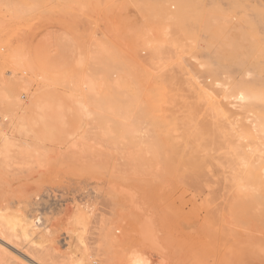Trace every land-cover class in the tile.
Returning a JSON list of instances; mask_svg holds the SVG:
<instances>
[{"label":"bare ground","instance_id":"6f19581e","mask_svg":"<svg viewBox=\"0 0 264 264\" xmlns=\"http://www.w3.org/2000/svg\"><path fill=\"white\" fill-rule=\"evenodd\" d=\"M24 1L32 4L31 0L29 1L24 0ZM37 1L38 0H35V3ZM58 1L59 2H56L55 0V3L60 4V0ZM78 1L79 3L78 2L76 3L77 6L82 8V4L85 3L86 0H83L82 4L80 0ZM91 1H93V7H95L94 5L95 0H91ZM91 1L87 0L89 4ZM98 1L99 3L102 2L101 3L102 5L106 4L104 3L105 0H97L96 5ZM22 2L23 1H20L18 3L16 2V4H20L21 6L24 5L25 7L27 3L22 4ZM49 2H52V0L51 1L48 0L47 3ZM62 2L64 3V0ZM71 2L72 0H66L64 4L62 3V5L64 6L65 4L69 3V6L67 7L64 6L65 8L69 9L71 6L70 4ZM124 2L126 3V0H124ZM145 2H148L146 3L145 6L150 4L152 5L153 11L151 10L152 14L149 17L152 20L151 24L147 28H144L143 29L144 31H142L140 34L139 32L136 33L139 34L137 40H138V45L141 48L140 49L141 52L148 53L152 56V58L160 62L163 61L164 63H166L165 61L171 59L172 57L175 58L177 51H181L180 53L183 52L185 54L187 51L186 49L189 50L188 51L189 53L191 52L188 55H193L196 54L197 52H200L198 53L200 56L201 55L207 56L209 60H207L206 58V62L202 66L205 69L206 68L209 69H207V72H205L206 70L203 71L205 72L202 75L203 78L205 77L204 79H206L207 81L209 80L208 83L209 85L218 84L219 86H221V88L225 86L226 88L228 87L226 91H229L230 94H226L224 98L230 99L231 101L232 99L234 100L233 103H230L229 101L228 104L230 105L235 104L234 106H237L236 104L240 106L241 104L242 107H240V109L244 107H246L247 109L244 112L246 113V115H248V117L245 118L246 119H249L250 117L252 118L251 120H248V122L251 121V128L249 127L247 128L249 131L243 130L242 131L243 134L239 135L242 140H240L239 142L240 149L239 148L238 150L236 149L237 150L236 154H238L239 151L240 156L238 155L236 157L234 155L236 157V160L235 162L233 161L232 163V165H234V163L238 164L239 167L245 170V174L242 177L239 176L240 178L238 181H237L238 178L236 179L235 177L237 181V183L235 182V185L237 187L233 189L236 190L235 191L236 197L233 198L234 202L233 201L231 202V205L229 207V212L227 213L228 219L226 223L228 224L229 227H231L229 229L232 231L233 228L232 226L236 225L237 222L236 219L239 210L238 207L239 202L237 201V194L240 195L239 198L242 197L241 196L242 194H245L246 197H248L246 198L243 196L245 198V201H252L250 200L253 197L251 196V191H253V187H254L253 183L254 182L256 183V180H258L257 173L260 172L261 176L264 177V156L261 157V159L259 158L260 161L253 162V163H258L256 166H254L252 161L255 159L249 161L251 159V156L248 157L246 156L247 155L246 153L242 152V150L245 151L243 147H246V145H242L244 143L243 140L248 141L249 144L247 146H249L250 149H253V147L255 149L256 148L255 144H257V139H255L254 136L255 135L260 136L258 140H260L261 137L264 139V80H260L262 78V74L260 73V68H259L260 65L264 66V0H143V3ZM125 3L123 4L122 11L126 9ZM133 3L134 2H132V4L130 5H133ZM1 4L2 2H0V6ZM87 4L85 8L89 9L91 5L87 7L89 5ZM4 5H2V7ZM12 5H14V3H12ZM51 6L52 5H50V8ZM72 6H75L73 5V2H72ZM110 6H114V5H110ZM15 9L18 10L19 8L15 5V7H13V11H15ZM33 9L35 10V8ZM43 9L45 8L43 7ZM56 9L57 8H55V10ZM10 10L11 9L8 7L7 12ZM57 10H59V8ZM63 10L64 12H67L65 9ZM78 10L79 9L77 8V11L75 12H78ZM22 11L20 13H22ZM36 11L38 10L36 9ZM147 11H149V9ZM11 12L12 10L10 11V13ZM59 12H61V14L64 13L61 10ZM83 12H85V10H83ZM17 13L19 12L18 11L16 13L14 12L13 16H16ZM37 13L38 12H36V16L38 15ZM46 13L47 11L45 12L44 15H46ZM1 14L4 15L5 12H1ZM91 14L92 13L89 14L86 13L85 16L87 17ZM108 17L110 18L111 21V17L110 16ZM124 17L128 18L127 16ZM124 17L121 18L124 19ZM19 18H20L19 20L18 18L16 20L19 21L20 23L21 17L19 16ZM22 18L24 19V17ZM80 18H81V13H80ZM85 18L83 19L85 20ZM45 19L47 22L50 21L46 17L44 18V20ZM6 20L8 21V19ZM6 20L5 22H7ZM56 20L60 21L59 19ZM61 21L65 22L63 20ZM119 21L122 20L119 19L118 23H120ZM3 23L4 22H2V25L0 24L1 25L0 28L3 27ZM147 23L149 24V22ZM5 25H7V28H9L8 27L9 24H5ZM80 25H82V23H80ZM86 25L87 23H85V26ZM92 25L95 26L94 24H91V26ZM109 25H111V28L113 29L112 27L113 24H109ZM88 26L90 25L88 24ZM77 27L78 26H76V28ZM63 28L64 29L67 28L66 25L64 26L63 24ZM114 28H116V26H114ZM78 29H80V26L78 27ZM126 30L128 31L129 28H127ZM4 31L6 32V30ZM131 31L129 33H131ZM2 32L3 31H1V33ZM79 32H81V30H79ZM133 34H135V32ZM133 38H127V39L131 40ZM81 39H83V37ZM93 39L92 40L95 41V38ZM2 42L0 43V178L4 185L3 196L5 197V199L3 202L0 203V243L1 245L2 243L3 245L6 244L7 247H9L10 249H14V251L18 249L23 251V255L21 254V256H25V258L23 257L24 260H22L23 258H20L18 256L19 259L24 261V263L21 260L20 262L18 261L19 259L14 255L15 253L13 254L12 252H10L18 259L16 260V258L12 257V255L9 254L8 251L10 249L6 251L9 255H11L8 256V254H6L5 251L3 252L1 250L3 245L2 246L0 245L1 247L0 264H210L208 255H211L212 257V254L209 253V251H206L208 253L203 252L202 251L203 248L199 249V247H201L202 239L200 240L201 243H199L200 246L197 245V247L199 246L198 248L194 244L189 245L186 242V245L188 244V247L190 246L192 248L193 245L194 247L193 250L190 248H188V250L185 249L187 248V246L184 243L178 242L179 240L176 239L178 236L176 235L177 237L172 238L173 234H170L169 232H165L164 230H162V228L158 227L159 225L155 220L156 217L154 216L155 218H153L152 215L149 216L145 214L146 212L143 213L144 211L143 207L141 208L142 211L141 209L140 210L137 209L138 212H136L137 211L136 209H133V211L136 212L137 214L136 213L132 214L134 215L132 216L133 217L132 219L127 217L130 219L129 221L125 220L122 217V208L124 207V205L127 204L128 207V205L130 204V206L133 207V205L136 203L135 200L134 203L133 199H131L132 197L134 198V196H132L133 195L132 193H131L132 194L131 198L129 197L130 195L128 196L127 192L129 190L127 189H130L129 186L128 188L124 189V191L127 192L123 194L122 193L123 188L120 182L108 181V183L106 182V185L103 186V184L100 183L101 181L95 180L96 177L92 175L95 173H99V175L102 176V174L100 173L102 171L104 172V170L106 169L105 164H103V160L100 159L101 157L100 153L98 156L92 155V157L90 156L85 157L78 152L77 148H74V145L65 148V151L59 153L53 152L52 148L49 146H51L54 140L56 139L55 134L58 130L61 129V127L64 125V122L59 121L55 127L53 126L51 129L45 130L43 134H40L39 131L44 123L46 112L44 106L38 103L36 96L34 94L35 92L32 93L34 80L39 78V80L46 82L48 81L47 77L49 74L47 75V77H45L42 74V72L36 69L28 52V48L27 49L25 48L26 46L25 47L21 46L18 48L8 47L7 50H4L2 46ZM107 42L109 43L110 40ZM97 44H99V46H97L98 49H96L95 51L96 56H99V54L101 55L102 52H104L103 50L107 52V49L104 48L105 45L104 43L101 42ZM100 44H102V47L100 46ZM128 44L130 45V43ZM112 45L113 44L111 43L109 44L110 49L111 47H113ZM87 46L85 45V47ZM216 46L218 47L223 46L234 49L236 62L233 69L232 67H228L227 69V67L224 66L225 60H223L217 53H214V49ZM113 48H115V46ZM106 54L107 53H105V55ZM91 56L89 57L88 61L90 60L92 62L91 63L88 62L87 64L88 68L85 67V70H87L88 72L87 74H81V75L71 74L70 76H68L67 79L65 78V80L67 81L68 84H70L73 93H76L77 96L79 98H82L83 100L81 102V100L78 98L80 100L79 105H81L80 110L82 111V115H81L82 118H84L85 116L86 118L87 116H91V117L95 116L96 117L95 124H98V127H103L106 130L105 133L102 134L105 135V137L103 136L104 139H106L107 137L111 138V136L116 134L119 136V137L117 136L119 140L121 139L126 140L125 143L130 144L128 140L134 139L138 135V131H139L138 130L139 121H137V119L131 118L128 115L129 112H131L132 110L134 111L133 108L134 106L132 104L135 100V95L138 94L140 90L143 89V91L145 90L146 92H148V94H150V97H153L152 93L150 92H152V90L154 89H150L151 87H149L148 89L150 90L148 91L147 88L145 89L141 87L143 81L140 80L138 82L137 77L134 78L136 79V81L134 82L133 71H136V69L134 70L130 69L129 71V68L126 67V69L131 73L128 74V73H124V71L121 72L127 74L128 75L127 77H132V79H129L130 82L129 81L127 82V80H125L126 78L124 79L122 78V80L120 78H117L118 77L117 72L119 73L121 69L122 70L125 69L124 68L125 65L122 64L123 59H119L121 63L117 64L118 66V71H117V69H115V67L117 66L112 67V65H114L115 63L112 62L109 65L106 62H104V60L105 61L108 60L105 58L100 63L101 64L100 69L96 68L93 62L96 60L95 56L93 54H91ZM193 57L194 56H191V58ZM158 61L157 62L154 61V62L158 63ZM148 63H152V62H148ZM169 63L171 64L173 62L170 61ZM176 63L178 66L179 63L178 62ZM82 64L84 65L82 60L79 59L75 64L76 66L74 65L72 67L75 69L79 67L82 68L81 67ZM135 64L136 66H138L137 63ZM206 64H208V66H206ZM121 65L122 66L124 65V67H121ZM126 66H128V64ZM174 66L175 64L173 65V67ZM179 66L181 65L179 64ZM159 67H162L161 64L159 65ZM230 69L232 70L230 71ZM138 70H142V72L144 73L143 69H137V71ZM169 71L171 70H168L167 72ZM232 73H236L237 77H240V79L239 80L236 79L237 81H232V78H230L231 77L230 74ZM135 75H137V73ZM224 75L226 76V82L221 84V79L222 76ZM66 76L67 74H65V77ZM149 76L150 75H147L148 78ZM172 76H171V80L174 81L175 78H172ZM56 77L57 75L55 76V79L56 81H58ZM147 77L146 79L149 80ZM155 77H158V79ZM154 78H153L154 87L152 88H155V90L160 89V84H159V88H156L155 86L156 81L159 80V76H154ZM169 78L170 77H168L167 79ZM165 79L162 78L161 80H165ZM161 80L159 81L161 82ZM234 82L239 84V86L236 85L237 87H235L233 84L236 83ZM163 83L164 82H162V84ZM166 83L167 85L172 84V83L169 84L168 81ZM173 83L175 85V82ZM50 84H53V82ZM165 88L166 87L161 89V91L165 90ZM192 90H195L196 92L197 90L201 91L200 88L198 89L193 88ZM193 94H195V92H193ZM196 94L198 95V92ZM202 94H204V92ZM204 96L203 97L201 96L200 101H205V99H203ZM207 97L206 99L208 98L210 99V97L208 98ZM157 98H160V96H158ZM166 98L167 97H165V100ZM145 99L147 100V97ZM157 103H160V101H156V106H153L154 105L153 104L152 105L153 107L149 106L148 108L151 109L153 112L154 108L156 107L155 109L159 113L160 108L159 109L157 108L159 106L157 105ZM161 103H163V101ZM197 104L198 103L196 102V105ZM210 104L211 106L209 110L213 113L212 115H215V117L213 116L214 118H217V116L221 112L223 114V111H225L224 109H221L220 105L219 104L217 105V103L215 102L213 103L210 102ZM147 105H151V103ZM170 105H172V102ZM140 108L143 109V106L141 107L140 105ZM145 110L146 111H144V113L147 112L148 114L147 108ZM193 110L194 109H191L190 112L192 113ZM198 112L199 111L197 109V113ZM225 113H227V111H225ZM153 114L156 117L157 113L153 112ZM193 116H191L190 118H197ZM197 116H199V113L197 114ZM173 117L171 118L174 119L175 121V117L174 118ZM221 117L222 115H219V119H218L219 121L221 120ZM145 118L147 119V116ZM227 118L228 116L226 115V120ZM91 119L92 118L89 117L87 120H91ZM183 119L180 120L178 119V121L176 120L177 122L174 123H172L170 120L169 125H167L169 126V130H171L173 133L176 132L175 134H177L178 131L172 129V127L179 128L177 125L178 124L180 125L179 122L180 121L182 122ZM160 120L162 119L160 118ZM224 120L225 118H223V120L219 123H216V121H214L215 122L214 125L216 126L212 127L211 124L212 131L210 132V134L206 133L207 137L208 139L211 140H212V136L216 137V140H219L221 138L222 140L221 139L220 140L224 142L223 145L224 146L226 145V148L227 146L229 147V145H227V143H229L231 145V147L229 148L234 149L236 148V146H233L231 142L237 141L236 138L232 139L234 137L233 134H236L235 133L236 129L232 130L230 128L233 131L231 132L232 134L230 135L229 130L226 129L228 125L225 127ZM91 121L94 122V120ZM193 121H189L190 125L191 122ZM144 122L145 121H143V123ZM156 122L154 121V125L151 127H150L151 123H149L150 130L148 131V133L145 132L146 137H151L152 134L154 133L153 131L156 130V129L151 130V128L157 126V124L155 125ZM166 122L168 123V119L166 120ZM143 123L141 124L142 126ZM175 123H177L176 126ZM184 125L188 126L187 123ZM167 126L166 125L164 127L161 126L160 130L158 128L159 132L162 130V128L165 129V127ZM192 126H194V124H192L191 127ZM211 127L209 126V129H211ZM233 127L235 126L233 125ZM182 129L184 131H187V129L183 127ZM101 130L103 131L102 128ZM223 130H225V132H223ZM198 131L200 132L199 136L203 137L202 141L204 140L207 142V137L206 136L204 137V132L201 131L200 129ZM139 132L141 134V132H144V129L143 131L142 129H140ZM149 132H151L150 135ZM165 132L166 131L164 130L163 133L165 134ZM201 132L203 133L201 134ZM155 133H157V130L155 131ZM192 134H189V136H191ZM195 134H196L195 137H197V133ZM209 135L211 136L209 137ZM223 135L225 136L223 137ZM156 137L160 138L159 136L155 135L154 138L156 139ZM226 137L227 139L226 141H224ZM99 139L102 140V137H99ZM111 139H115V138L112 137ZM146 139L147 138H145V140ZM149 139L148 141H151ZM254 139H255V143H253ZM139 140L141 142V139ZM157 140H154V142ZM211 140H209L208 144L211 143L210 142ZM228 140H230V142H228ZM116 141H118V139ZM142 141H144V137ZM241 141H243V143H241ZM140 142L138 144H140ZM115 143L117 144V142ZM115 143L113 144V146L115 145ZM250 144L254 146H250ZM140 145L143 146L145 144L141 143ZM203 145L207 147L206 149H208V145L205 144ZM87 146L88 144H86L84 151L87 149H93V152L95 153L94 147H91L90 145V148L89 146L87 148ZM120 147H123V145H120ZM154 147L155 146H153V148ZM214 147L215 149H217L218 143L217 146L215 145L212 146L213 149ZM261 147H263V145ZM212 148L210 146V149ZM257 148L260 149L259 146ZM146 149L148 148L145 147V150ZM170 149H172V147ZM220 149L222 150V148ZM248 150H246V152H248ZM258 151L260 153V150ZM211 152H214V150ZM240 152H242V154ZM87 153L88 152H86V154ZM204 153L206 154V151H204ZM232 154H235V150L234 153ZM243 154H245L244 156L245 158H242ZM262 155H264V151ZM238 157L240 158V160ZM125 159L126 161L129 160L127 158ZM120 160L118 163L117 162L116 163L119 164V166L121 167L122 160H121V164H120ZM126 163L124 165H126ZM117 164H114L115 165L114 167L117 168L118 167ZM229 168L230 167H228V169ZM119 169L117 168L115 170H119ZM233 169L234 168H232L231 170ZM241 170H239V173L237 174H241L240 173ZM113 173H115V171ZM103 174H105V172ZM87 175H91V177L84 180V176ZM59 176L62 179H59L58 178ZM118 176H120V178L116 179L115 177L116 180L122 178L121 174H119ZM81 177H83L82 179L84 181L80 180ZM110 178H112L111 175ZM58 179L61 182H58L57 184L55 180ZM90 179L92 180L94 179L95 182L90 181ZM122 179L125 180V177ZM141 181L143 182V180ZM125 185H127V183ZM254 188L256 189V191L260 189V188L257 189L256 187ZM159 189H161V187ZM230 191L232 193V190ZM252 193H255V190ZM122 194L125 195V197L127 196L128 198H123ZM136 199L140 200L138 197ZM131 202L133 203V205H131ZM208 203H211V206H214L212 205V202L209 200ZM99 206H101L102 208H100ZM106 210H110L111 211L109 212L110 214L106 215ZM217 210L212 212L216 213ZM129 213L130 211H128L127 214L129 215ZM207 214L206 215L202 214L204 216V217L202 216L203 217L202 222H204V226H209L210 224H213L207 221V217H206L208 216ZM199 215L201 214L199 213ZM209 215H211V213H209ZM217 215L220 216L218 217L220 223L221 222L224 223L222 221L224 218H221V214H217ZM208 219L210 220V218ZM241 220L240 222L242 224ZM182 221L184 222V219ZM206 221L207 223H205ZM215 228L216 227H214V230ZM221 229L223 230V228ZM60 236H63L62 239H60ZM210 237H212V235H210ZM173 242H176L177 247ZM177 243L178 244L181 243L185 245L183 246L184 249L178 247L180 246V244L178 245ZM203 243L205 242L203 241ZM208 247L210 248V246ZM194 248H197L199 250L197 249L194 250ZM17 254L19 255V253ZM202 256L204 257L208 256V257L201 258Z\"/></svg>","mask_w":264,"mask_h":264},{"label":"rangeland","instance_id":"374dc122","mask_svg":"<svg viewBox=\"0 0 264 264\" xmlns=\"http://www.w3.org/2000/svg\"><path fill=\"white\" fill-rule=\"evenodd\" d=\"M20 1H23L22 4L27 3L24 0H9V1L8 0L7 1L6 0H0V2H2L1 6H0V14H1V12H5L4 15L3 14L0 15V20H1L0 24L2 25V22H4L3 27L0 28V40L2 39L1 42L3 41L2 46H3L4 50H7L8 47L18 48L21 46H23V47L26 46L25 48L26 49L28 48V52L30 54V57H31L36 69H38V71L42 72V74L45 77H47V75L49 74L47 77L48 81H46V82L39 80V78L34 80L32 93L35 92L34 94L36 96L38 103L42 104L44 106L45 112H46L44 123H43V125L39 131L40 134H43V132L45 130L51 129L53 126L55 127L59 121L64 122V125L55 134L56 139L54 140L52 145L49 146L52 148L53 152L59 153V152L65 151V148H68L71 145H74V148H77L78 152L81 153V155H83L85 157H89V156L92 157V155L98 156L100 153L101 154L100 159L103 160V164H105L106 169L104 170L105 174H103L104 173L103 171L100 173V174H102V176L99 175V173L93 174L92 176L96 177L95 180L101 181L100 183H102L103 186H105L106 182L108 183V181L109 182H112V181L120 182L122 184V188H123L122 193L123 194L127 192V191H124V189L128 188V186L130 189H132V190L127 189V190H129L127 192V194H128V196L130 195L129 196L130 198L132 196H134L135 199L133 197L131 199H133V202L135 200L137 205L135 202H134L135 203L134 205L131 202V205H133V207L130 206V204L128 205V207H127V204L124 205V207L122 208V217L125 220L129 221L130 220L129 218L132 219L133 218L132 216H134L132 214H135L136 212H138V210H140L143 207V209H144L143 213L146 212L145 214H147L149 216L152 215L153 218L156 217L155 220L157 221V224L159 225L158 227L162 228V230H164L165 232H169L170 234H173L172 238H175L178 236L176 238L177 240H179L178 242L184 243L185 245L187 242L189 245L194 244L196 247H197V245L200 246L199 243L202 242L201 247H199V246L198 247H199V249L203 248L202 249L203 252L209 251V253L212 254V257H211V255H208L209 257L205 256V257H208L210 264H264V196H263L264 195V177L261 176L260 172L257 173L258 180H256V183L255 182L253 183L254 187H256L257 189H259V188L260 189L258 191H256V189L253 187V191L255 190V193H257V194L252 193L253 191H251V196H253V197L250 200H252V201H245V198H244V197H246L245 194H242L241 198H239L240 195L237 194V201L239 202V204H238L239 210H238L237 219H236L237 222H236L235 226H232L233 227L232 231L229 229L231 227H229L228 224L226 223V221L228 219L227 213L229 212V207L231 205V202L233 201V198L236 197V192H235L236 190L233 189V188L237 187L235 185V182L237 183L239 178L245 174V170L243 168L239 167L238 164H235V163H234V165H232V163H233V161L235 162L236 157L239 155V151H238V154H236V151L238 150V148L240 149L239 142H240V140H242L239 135L243 134V132H242L243 130L247 131L248 127L251 128V121L248 122V120H251L252 118L250 117L249 119H246L248 117V115H246V113L244 111L247 109H246V107L240 109V107H242L241 104H240V106L238 104H236L238 107L234 106L235 104L234 105L228 104L229 101H230V103H233V101H234L233 99L231 101L230 99L224 98V96L226 94H230L229 91H226L228 87L226 88V86H225V87L221 88V86H219L218 84L209 85L208 84L209 80L207 81L206 79H204L205 77L203 78V76H202L203 73L207 72V69H209V68L205 69L202 66L203 64H205L207 56H202V55L200 56L198 54L200 52H197L196 54H193V55H188L191 52L189 53L188 52L189 50L186 49L187 51L185 54L183 52H182L183 54L180 53L181 51H177L175 58L172 57L171 59L166 60L165 61L166 63H164L163 61L160 62V61L152 58V56L148 53L141 52V50H140L141 48L138 45L137 38H138V35L142 31H144L143 29L147 28L151 24L152 20L149 17L152 14L151 10L153 11L152 5L150 4V5L145 6L146 3H148V2L143 3V0H126V3L124 2V0H105L107 2L104 1V3H106V4H103V5L101 4L102 2L99 3V1L96 5L97 0H95L94 1L95 7H93V1H91V0H90L91 1L90 4H89V2H87V0L85 3L82 2L83 0H80L81 4L83 3L82 8L77 6L76 3L77 2L79 3L78 0H72L73 5H75V6H72V2H71L70 3L71 6L69 9L64 7V6H66V7L69 6V3L65 4L64 6L62 5L63 0H60V4L59 3L56 4L55 0H52V2H49V3H47L48 0H38L36 3H35V0L34 1L31 0L32 4H30L28 2L25 7H24V5L21 6L20 4H16V2L18 3ZM27 1H29V0H27ZM65 1L66 0H64V3H65ZM131 1L134 2L133 5H130V4H132ZM5 2L6 3L9 2V3L6 4ZM56 2H59V1L56 0ZM4 3H5V5H4ZM12 3H14V5H12ZM33 3H34V5H33ZM124 3L126 5V9L123 8L124 11H122V7H123ZM86 4L88 5L87 7H89L90 5H91V7H89V9L85 8ZM2 5H4V6L2 7ZM15 5L21 11L22 10H24V11H22V13H20L21 11L19 9L16 10L17 8L15 9V11H13V7H15ZM31 5H33V6H31ZM50 5H52L51 8H50ZM59 5L62 7V9ZM107 5H108V7H107ZM110 5H114V6H110ZM28 6H29V9H28ZM6 7L7 8L9 7L12 10V12L10 13L11 10L7 12ZM43 7L45 9H43ZM52 7H53V9H52ZM96 7H97V9H96ZM33 8H35V10ZM55 8H57V9L59 8V10H57V9L55 10ZM77 8L79 9L78 10L79 13L75 12V11H77ZM108 8H109V10H108ZM36 9L38 11H36ZM63 9H65L67 12H64ZM101 9H102V11H101ZM141 9H142V11H141ZM148 9H149V11H147ZM50 10H52V11H50ZM60 10L63 11L64 13L61 14V12H59ZM83 10H85V12H83ZM17 11L19 13H17L16 16H13L14 12L16 13ZM29 11H30V13H29ZM35 11L38 12L37 16H36ZM44 11L45 12L47 11L46 15H44L45 14ZM69 11L71 12V14ZM106 11H107V13H106ZM80 13H81V18H80ZM86 13L87 14L92 13L93 15L91 14V15L86 17L85 16ZM25 15H26V17H25ZM28 15L30 16V18ZM102 15L103 16L105 15L104 18ZM143 15H144V18H143ZM1 16H3L4 18ZM19 16L21 17L20 23H19V21L16 20L17 18H18V20L20 19ZM108 16L111 17V21H110V18ZM124 16H127L128 18H126ZM22 17H24V19ZM45 17L50 21L47 22L46 19L44 20ZM121 17H124V19ZM55 18L59 19L60 21L56 20ZM69 18L71 19V21ZM83 18H85V20ZM6 19H8V21ZM119 19L122 20V21H119L120 23H118ZM5 20L9 23L5 22ZM42 20H44V21H42ZM61 20L65 21V22H62ZM86 20H88V21H86ZM125 21H126V23H125ZM60 22H61V24H60ZM79 22L82 23V25H80ZM147 22H149V24ZM14 23H16V24H14ZM68 23H69V26H68ZM85 23H87L86 26H85ZM5 24H9L8 25L9 28H7V25H5ZM63 24H64V26L66 25L67 28L64 29ZM75 24H78V25H75ZM88 24L90 26H88ZM91 24H94L95 26L92 25L93 26L92 27ZM109 24H113V26H112L113 29L111 28V25H109ZM116 24H118L119 26ZM4 26H5V28H4ZM76 26H78V27L80 26V29H78V27L76 28ZM114 26H116V28H114ZM122 26H124V27H122ZM104 28L107 31H105ZM127 28H129L128 31L126 30ZM70 29H72V30H70ZM115 29H117V30H115ZM4 30H6V32ZM79 30H81V32H79ZM1 31H3V32L1 33ZM90 31H91V33H90ZM130 31H131V33H129ZM134 32H135V34H133ZM137 32H139V34H136ZM120 35H122V36H120ZM133 36H134V38H133ZM82 37H83V39H81ZM93 38H95V41H93L94 40ZM107 38H109V39H107ZM127 38H133V39L130 40ZM106 39H107V41L110 40V42L108 43L106 41ZM126 39H127V41H126ZM96 40H98V41H96ZM101 42L105 44L104 48L107 49V52L105 50H103V51L107 54L105 55V53L102 52L101 55L99 54V56H96L95 51H96V49H98L97 46H99V44H97V43H101ZM110 43L113 44L112 46L113 47L115 46V48L111 47V49H110V46H109ZM128 43H130V45ZM27 44H28V46H27ZM85 45L86 46L89 45V46L85 47ZM100 46L102 47V44H100ZM117 48H118V50H117ZM136 48H137V51H136ZM219 48H221V49H219ZM99 49H101V48H99ZM93 51H94V53H93ZM90 53L93 54L95 56V59H96L95 61H93L95 64L94 66L96 68H99V69L101 67L100 63L104 58L108 59L106 61L104 60V62H106L109 65L112 62L115 63L114 65H112V67L117 66V64L121 63V61L119 59H123L122 64H124L125 67H124V65L123 66L121 65V67H124L125 69H123V70L121 69V71H119V73L117 72V74H118L117 75L118 77L116 76L117 78H120L121 80H122V78L123 79L126 78L125 80H127V82H128L129 79H132V77H127L128 75L124 74V73L129 74V73H131V72H129L130 69H132V70L136 69V71H133L134 82L136 81V79H134V78L137 77L138 82L140 80H142L144 82V83L142 82L141 87H143L145 89L146 88L148 89L149 87H151L150 89H154V90H152V92H150V93H152L153 97H150V94H148V92H146L145 90L143 91V89L140 90V92L135 95V100L132 104L134 106L133 107L134 111L132 110L131 111L132 113L129 112L128 115L131 118L137 119V121H139L138 130L140 131V129H142V131H143V129H144V132H141V134H140V132L138 131V135L134 139H132V140L127 139L130 144L125 143L126 140H122V139L119 140V138H117L118 135H116V134L111 136V138L113 137L115 139H111L109 137L104 139L105 135H102V134L105 133L106 130L103 127H98V124H95L96 123V117L95 116H92V117L87 116V118L85 116L84 118H82V116H81L82 111L80 110L81 105H79V101L81 100V102H82L83 100H82V98H79L76 93H73L70 84H68L67 81L65 80V78L67 79L68 76H70L71 74L81 75V74H87L88 73L87 70H85V67L88 68V66H87L88 62H90V63L92 62L90 60L88 61L89 57L91 56ZM214 53H217L223 60H225L224 66L227 67V69H228V67H232V69H233L235 62H236V58H235L233 48L216 46L214 49ZM80 54H82V55H80ZM124 54H125V56H124ZM132 54H134V55H132ZM176 56L177 57L180 56L181 58L180 57L177 58ZM191 56H194V57L191 58ZM79 59L82 60V62L84 63V65L82 64V66H81L84 70L80 67L76 68V69L72 67L76 64L77 60H79ZM85 60H86V62H85ZM207 60H209V58H207ZM133 61L135 63H137L138 66H136V64ZM147 61L152 62V63H148ZM154 61H156V62L158 61V63H156ZM167 61H169V62L172 61L173 62V63H171L172 65ZM176 62H178L181 66H179V64L177 66ZM159 63L161 64L162 67H159V65H160ZM127 64H128V66H126ZM174 64H175V66L173 67ZM206 66H208V64H206ZM126 67L129 68V71L126 69ZM170 67H171V69H170ZM259 68H260V73L262 74V78L260 80H264V66L260 65ZM115 69H117V71H118V66L115 67ZM137 69H143L144 73L142 72V70L137 71ZM147 69H148V71H147ZM178 69L179 70L181 69V70L179 71ZM232 69H230V71ZM168 70H171V71L167 72ZM204 70H206V71L203 72ZM123 71H124V73H121ZM136 73H137V75H135ZM180 73H182V74H180ZM65 74H67L66 77H65ZM143 74H145V75H143ZM56 75H57L56 78L58 81H56V79H55ZM147 75H150L149 78L147 77ZM172 75H175V76H172ZM63 76H64V78H63ZM154 76H159V80H161L162 78L163 79L166 78L165 79L166 81L165 80H161V82L159 80L156 81L157 85L155 83V86H156V88H159V84H160V89L155 90V88H152V87H154V80H153ZM171 76H172V78H175L174 81L171 80ZM204 76H205V74H204ZM230 76H231L230 78H232V81H237L240 79V77H237L236 73H232V74H230ZM146 77L149 80H147ZM168 77H170V78L167 79ZM155 78L158 79V77H155ZM62 79H63V81H62ZM151 80H152V82H151ZM167 81L169 82V84H171V83L172 84L167 85V83H166ZM52 82H53V84H50ZM162 82H164V83L162 84ZM173 82H175V85ZM225 82H226V76L224 75V76H222L221 84H223ZM234 83H236V82H234ZM147 84H149V85H147ZM145 85L148 87H146ZM173 85H174V87H173ZM233 85L235 87L239 86V84H237V83L233 84ZM162 87L163 88L166 87L165 90L161 91V89H163ZM193 88H197V89L200 88L202 93L204 92L205 96H204V94L201 93L200 90H197V92H198V95H197L196 94L197 92L195 90H192ZM150 89H148V91ZM222 89H224V90H222ZM193 92H195V94H193ZM143 95H144V97H143ZM207 95H208V97H210V99L207 97ZM158 96H160L161 99L157 98ZM197 96H198V98H197ZM201 96L202 97L204 96L203 99H205L206 102L200 101ZM146 97H147V100L145 99ZM165 97H167L166 100H165ZM206 97L208 99H206ZM152 99H153V101H152ZM211 99H213V100H211ZM167 100H168V103H167ZM146 101H147V103H146ZM156 101H160V103H157V105H159L157 108L158 109L160 108L159 113L163 116H161L158 113V111H156V109H155L156 107L154 108V111H153V112L157 113L156 117L153 114L152 110L148 108L149 106L150 107L156 106ZM162 101H163V103H161ZM171 102H172V105H170ZM196 102L198 103L197 105H196ZM210 102L211 103L215 102V103H217V105L219 104L221 109H224L225 111H227V113H225V111H223V114H222V112L219 114V115H222L220 121L218 120L219 115L217 116V118H214L215 115H212L213 113L209 110V108L211 106ZM150 103H151V105H147ZM140 105H141V107L143 106V109L140 108ZM145 106L147 108L148 114H147V112L144 113V111H146ZM199 107H200V109H199ZM137 108H139V109H137ZM196 108L199 111L198 112L199 116H197L198 113H197ZM191 109H194L192 113L190 112ZM140 110H141V112H140ZM241 110H243V111H241ZM195 111H196V113H195ZM239 111H241V112H239ZM186 113L189 115H187ZM226 115L228 116L227 120H226ZM146 116H147L148 121L145 118ZM173 116L175 117V121H174V119L171 118ZM191 116L197 117V118H190ZM89 117L92 118L91 120H94V122L91 120H87ZM164 117H165V119L166 118L168 119V123L166 122L167 119L165 120ZM160 118L163 121L160 120ZM204 118H206V119H204ZM223 118H225V120H224L225 127L228 125L226 127V129L229 130L230 135L232 134L231 132H233L232 130L236 129V131H235L236 134H233L234 137L232 139L236 138L237 141L231 142L233 146H236V148L233 147L234 149L229 148V147H231V145L229 143H227V145H229V147L227 146V148H226V145L225 146L223 145L224 142L221 141L222 140L221 138H220L221 140L219 138H217L219 140H216V137L212 136V140H211V139H208V137H207V134L208 133L210 134V132L212 131V127L216 126V125H214L215 124L214 121H216V123H219L223 120ZM178 119L179 120L183 119V121L179 122L180 125L179 124L177 125V123H175V126L177 125L179 128H176V127L173 128L172 127V129H175L178 131L177 134H175L176 133L175 130H174L175 133H173L171 130H169V126H167V125H169L170 120L172 123H174V122H177ZM188 119H189V121L194 120L193 122H191V125L194 124V126L191 127ZM164 120H165V122H164ZM143 121H145V122L143 123ZM154 121L155 122L158 121L155 123V125L157 124L158 127L154 126L153 128H151V130L156 129L157 133H155V131H156L155 130V131H153L154 133L152 134L151 137H146L145 132L148 133V131L150 130L149 129V123H151V125H150V127H151L154 125ZM142 123H143V126L141 125ZM186 123L188 126L184 125ZM164 124L167 127H165V129L162 128V130L159 132L161 126H163V127L165 126ZM200 124H202V125H200ZM211 124H212V127H211ZM219 125H221V124H219ZM233 125L235 127H233ZM145 126H147V127H145ZM200 126L205 128V129L201 128ZM209 126L211 127V129H209ZM182 127L187 129V131H184L182 129ZM195 127H196V129H195ZM101 128L103 129V131L101 130ZM158 128H159V130H158ZM199 129L204 132V137L205 136L207 137V142L204 140H203L204 142L202 141L203 137L199 136V134H200V132L198 131ZM164 130L166 131L165 132L166 135L163 133ZM183 132H185L186 134ZM192 132L194 135L192 134ZM203 132H201V134ZM223 132H225V130H223ZM240 132H242V133H240ZM195 133H197V137H195L196 136ZM150 134H151V132H149V135ZM189 134H192V135L189 136ZM155 135L159 136L160 138L156 137V139H155L154 138ZM180 135H182V136H180ZM183 135H186V136H183ZM210 136L211 135H209V137ZM218 136H220V135H218ZM224 136L225 135H223V137ZM235 136H237V137H235ZM99 137H102V140L99 139ZM143 137H144V141H142ZM152 137H153V139H152ZM213 137H214V139H213ZM259 137L260 136H258V135L254 136V138L257 139V144H255V147H256L255 149H254V147H253V149H250V147L247 146L249 144L248 141L243 140L244 143H243V141H241V143H243L242 145H246V147H243V149H245V151L242 150V152L246 153L247 154L246 156H248V157L251 156V159L249 161H252V159H255L252 161V163L255 161L256 162L260 161L261 157L264 156V155H262L263 151H264V142H263L264 139L261 137V139H260L261 142H260V140H258ZM145 138H147V139L145 140ZM157 138H158V140H157ZM117 139H118V141H116ZM139 139H141V142ZM148 139L151 141H148ZM159 139H160V141H159ZM226 139H227V137L224 139V141H226ZM255 139H254L253 143H255ZM87 140H89V141H87ZM154 140H157V141L154 142ZM209 140H211L210 144H212V145L208 144ZM138 141L140 142V144L144 143L145 145L142 146V145L138 144L139 143ZM201 141L203 144L208 145V149H206L207 147L204 146L201 143ZM214 141H216V142H214ZM115 142H117V144ZM228 142H230V140H228ZM114 143H115V145L113 146ZM156 143H157L158 147L156 146ZM217 143H218V148L215 149V147H214V149H213L212 146L213 145L217 146ZM86 144H88L89 148H90V145H91V147H94L95 153L93 152V149H87L84 151ZM104 145H106V146H104ZM120 145H123V147H120ZM137 145H138V147H137ZM262 145H263V147H261ZM88 146H87V148H88ZM107 146H108V148H107ZM126 146L129 148H127ZM132 146H133V148H132ZM153 146H155V147L153 148ZM210 146L212 149H210ZM250 146H254V145L250 144ZM258 146L260 149L257 148ZM145 147H147L148 149L145 150ZM171 147H172V149H170ZM174 147H175V150H174ZM220 148H222V150ZM213 150H214V152H211ZM234 150H235V154H232V153H234ZM246 150H248V152H246ZM255 150H256V152H255ZM258 150H260V153ZM97 151H98V153H97ZM160 151H162V152H160ZM204 151H206L207 155L204 153ZM86 152H88V153L86 154ZM242 152H240V153L242 154ZM257 153H259V154H257ZM88 154H90V155H88ZM158 154H159V156H158ZM244 156H245V154H243L242 158H245ZM252 156H253V158H252ZM256 156H258V157H256ZM135 157H136V159H135ZM125 158H127L129 160L126 161ZM137 158H139V159H137ZM120 159L122 160L121 167L119 166V164H117ZM121 160H120V164H121ZM239 160H240V158H239ZM228 161H230V162H228ZM125 163H126V165H124ZM114 164H117L118 165L117 168L118 169L120 168V169L115 170L117 168L114 167L115 166ZM257 164L258 163H253L254 166H256ZM228 167H230V168L228 169ZM237 167H239V168H237ZM232 168H234V169L231 170ZM241 169H243V170H241ZM107 170H109V171H107ZM239 170H241V172H240L241 174H237V173H239ZM114 171H115V173H113ZM119 174L122 175V178L125 177V180H123L122 178L119 180H116L117 178H120V176H118ZM110 175L112 178H110ZM60 176L58 178L62 179L61 178L62 176L61 177ZM89 177H91V175L84 176V180L88 179ZM115 177H116V179H115ZM235 177H236V179L238 178L237 181H236ZM82 178L83 177H81L80 180L84 181ZM59 179L55 180V182L57 184H58V182H61V181H59ZM232 179H233V181H232ZM141 180H143V182ZM90 181H94V179L93 180L90 179ZM104 182H105V184H104ZM231 182H233V183H231ZM126 183H127V185H125ZM129 184H131V185H129ZM132 186H134V187H132ZM160 187H161V189H159ZM3 189H4V185H3L1 178H0V199H1L0 203L3 202L5 199V197L3 196ZM230 190H232V193ZM164 192H166V193H164ZM231 195H232V197H231ZM206 196H207V198H206ZM137 197L140 200H137L136 199ZM123 198H128V197L127 196L125 197V195H123ZM246 198H248V197H246ZM212 199H214V200H212ZM148 200H149V202H148ZM208 200L211 201L212 205H214V206H211V203H208ZM102 203H103V201H102ZM141 203L143 205H146V206H143ZM221 203H222V205H221ZM148 204H150V205H148ZM135 205H136V208H135ZM138 205H140V206H138ZM99 207L102 208L101 206H99ZM214 207H216V208H214ZM126 208H127V210H126ZM128 208H129V210H128ZM149 208H151V209H149ZM217 208H218V210H217ZM133 209H136V210L138 209V210L136 212H134ZM215 210H217L216 213L212 212ZM128 211H130L129 215L127 214ZM141 211H142V209H141ZM109 212H111V211L106 210V215L110 214ZM190 212H192V213H190ZM207 212H208V214H207ZM224 212H225V214H224ZM125 213L127 214V216ZM153 213H154V215H153ZM199 213L201 215H199ZM209 213H211V215H209ZM202 214H204V215L207 214L208 215V216H206L207 221H209L213 224H210V225L208 224L209 226H204V222H202V218L204 216ZM217 214H221V218H224L222 220L224 223H222V222L220 223V220L218 218L220 216ZM127 217H129V218H127ZM181 218H182V220L184 219V222L181 220ZM208 218H210V220ZM216 220H217V222H216ZM218 220H219V222H218ZM240 220L242 221V224H241ZM207 221L205 223H207ZM223 224H224V226H223ZM211 226H213V227H211ZM214 227H216L215 228L216 232L214 230ZM221 228H223V230ZM226 229H228V230H226ZM210 235H212V237H210ZM62 237L63 236H60V239H62ZM205 237L206 238L210 237V238L206 239ZM201 239H202V241L200 242ZM191 241L195 242V243H192ZM203 241L205 243H203ZM173 243L176 246V242H173ZM181 243H179L180 246H178V247L183 248V246H185V245H183ZM196 243H198V244H196ZM188 244L186 245L187 248H185V249L188 250V248H190L193 250L194 245L191 248L190 246L188 247ZM0 245H1V243H0ZM2 245H3V243H2ZM4 245H6V244H4ZM4 245L2 247L4 249H2L1 247L0 248L3 252L4 251L6 252L10 248L7 247V245L6 246H4ZM208 246H210V248ZM197 248H194V250ZM199 249H197V250H199ZM206 249H208V250H206ZM18 250H15V251H17V252H15L14 249H10L8 252L14 258H16V257L18 258V256L20 258H23V257L25 258V256H21V254L23 255V251H21V250L18 251ZM10 252H12L13 254L15 253L14 255L16 257ZM17 253H19V255ZM206 253H208V252H206ZM6 254H8V253L6 252ZM9 254H8V256H11ZM205 257L202 256L201 258H205ZM17 258H16V260L19 259V258L18 259ZM24 258L22 260H24ZM20 260L21 259H19L18 261H20ZM22 262L24 263V261H22Z\"/></svg>","mask_w":264,"mask_h":264}]
</instances>
